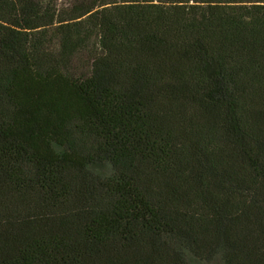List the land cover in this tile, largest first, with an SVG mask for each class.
<instances>
[{
  "label": "trees",
  "instance_id": "obj_1",
  "mask_svg": "<svg viewBox=\"0 0 264 264\" xmlns=\"http://www.w3.org/2000/svg\"><path fill=\"white\" fill-rule=\"evenodd\" d=\"M264 264V0H0V264Z\"/></svg>",
  "mask_w": 264,
  "mask_h": 264
},
{
  "label": "rangeland",
  "instance_id": "obj_2",
  "mask_svg": "<svg viewBox=\"0 0 264 264\" xmlns=\"http://www.w3.org/2000/svg\"><path fill=\"white\" fill-rule=\"evenodd\" d=\"M198 264H200V263H198ZM204 264H206V263H204ZM210 264H222V263L220 261H216V262H213V263H210Z\"/></svg>",
  "mask_w": 264,
  "mask_h": 264
}]
</instances>
